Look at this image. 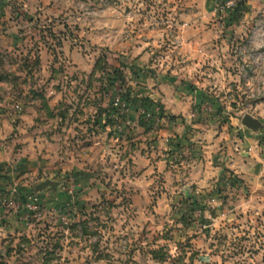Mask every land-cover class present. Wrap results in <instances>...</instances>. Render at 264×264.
Masks as SVG:
<instances>
[{
    "label": "rangeland",
    "instance_id": "1",
    "mask_svg": "<svg viewBox=\"0 0 264 264\" xmlns=\"http://www.w3.org/2000/svg\"><path fill=\"white\" fill-rule=\"evenodd\" d=\"M263 153L264 0H0V264H264Z\"/></svg>",
    "mask_w": 264,
    "mask_h": 264
},
{
    "label": "crops",
    "instance_id": "2",
    "mask_svg": "<svg viewBox=\"0 0 264 264\" xmlns=\"http://www.w3.org/2000/svg\"><path fill=\"white\" fill-rule=\"evenodd\" d=\"M260 155L261 158L264 157V153ZM261 161V163L252 161L251 164L249 163L250 166L242 164L240 170L244 172V175H242V177L248 180V182H250V184L252 185V194L250 197H253L257 201H261L264 203V158L261 159Z\"/></svg>",
    "mask_w": 264,
    "mask_h": 264
},
{
    "label": "water",
    "instance_id": "3",
    "mask_svg": "<svg viewBox=\"0 0 264 264\" xmlns=\"http://www.w3.org/2000/svg\"><path fill=\"white\" fill-rule=\"evenodd\" d=\"M242 123L251 129H256L259 126V121L257 119H252L249 116H245L242 119Z\"/></svg>",
    "mask_w": 264,
    "mask_h": 264
}]
</instances>
